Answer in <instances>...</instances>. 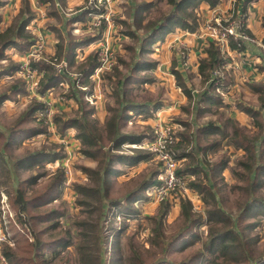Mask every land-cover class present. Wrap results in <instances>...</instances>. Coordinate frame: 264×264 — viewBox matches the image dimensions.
<instances>
[{
    "label": "trees",
    "instance_id": "16d2710c",
    "mask_svg": "<svg viewBox=\"0 0 264 264\" xmlns=\"http://www.w3.org/2000/svg\"><path fill=\"white\" fill-rule=\"evenodd\" d=\"M203 1L209 3L211 6H215L220 0H166V4L172 10L163 12L158 19H146L148 15L145 17L143 15H136L133 24L128 20L117 19V22L122 25V32L130 37L129 39L134 43L133 45H127V48L125 47L126 50H130L133 53L131 61L133 64L126 62L120 57L118 65L113 68V76L108 75L103 77V88L106 90L112 89L115 95L118 96V99L108 106V115L104 122L100 124H97V121L93 118L86 120L87 115L92 114L94 110H85L87 102H81L80 96L77 95L79 89L75 87L74 78L69 73H66V71L58 73L55 63H61L64 59L69 61L70 57L72 58V63H74L76 48L81 47L82 44L86 46L94 43L101 37L105 24L100 28V35L87 36L83 38L82 42H78L76 38L70 37L68 47L58 46L60 52L52 57L50 62L42 61L34 64L43 73L38 87L39 90L37 89L41 94H46L49 90L58 87L62 82H68L71 85L72 94L65 97L80 101L81 106H85L78 111L80 114L79 118L68 122L63 121L62 116L58 115L55 118V123L58 125V131L61 136L65 135L68 129L74 127L77 132L76 138L81 141L84 148L82 150L83 153L97 162L95 169L85 168L89 184H78L75 186L77 194L81 197L78 200V204L88 208V211H90L86 220L94 219V222L88 224L86 220L78 221L77 242H74V236L70 231L60 232L58 235L51 233L55 228L64 226L63 221L60 220L64 216V213L54 210V208H52L53 210L49 209V212L42 211V207L45 204H51L60 196V187L65 180L66 173L63 167L56 168L53 171L51 167H46V165L65 157L66 154L62 147L53 152L46 150L29 152L23 157L18 156L15 158L13 163H10L11 160L7 158L8 154L15 151V146L12 144L14 141L18 140V143L22 144L25 139L49 134L47 126L40 123L38 127L18 128L21 124L28 123L30 120L32 122L36 120L38 116L37 112L42 108V104L34 101L23 115L22 120L10 130V135L0 130L2 146L8 150L0 151L1 170L3 172L6 171V168L10 169L13 167L17 175L14 186L16 184L18 186L14 190L17 193V198L19 197L20 204L19 225L26 229L29 234L30 232L26 227L27 222H32L35 229L36 225L40 226L38 230L36 229L37 232L35 230L31 232L33 236L31 244L27 245V247L24 246L25 248L20 246L23 249H21L22 251L20 248L18 250L25 254H32L34 251L37 257L41 258L40 264H59L61 261V264H65L69 254V247L75 245V253L81 264H95L96 259L100 262L104 259L103 252L96 254L98 247L102 244H106V247H109L111 236L109 232L107 234L96 232L98 227L102 229L105 227L101 221H98L99 219H103L102 216H99L98 220L94 218V210L106 212L103 221H108L107 223L104 221L107 227L106 230L113 231L114 236L120 228H117V226L113 227L112 221L117 217L119 209L123 210L121 212L123 221H127V219L135 215L140 217V213L129 202H134L132 198L140 195L141 189L145 187L153 188L160 184L158 178L162 172L158 168L153 172L151 177L132 190L126 198L116 199L110 196V186L112 184L111 181H113L110 180V176L119 175L120 173L119 170L113 167L114 163L129 164V161H133V165L137 166L142 161L153 159V153L145 149L135 148L132 151L133 154H124L126 151L124 146L126 144H143V141H152L155 138L154 130L141 134H128L124 131V128L133 116L131 113L135 112L141 116L144 115V119L148 120L154 116L153 112L158 109L156 105H153L151 109L146 106L148 102L158 101L148 99L144 102H139L136 99V95H133V92L139 87L143 89V86H140V84L147 85L154 81V76H152L153 78L148 76V71L155 69L157 62L149 61L145 57V53L150 54L153 52L149 46L156 43V38L159 40L163 39L164 36L177 26L190 32L196 31L198 28L196 9ZM86 16L87 12H84L71 18V20H85ZM33 17V11L30 9L27 1L24 0L20 13L14 17L12 23L6 29L0 30V79L3 77L13 78L18 73L19 64L13 62L7 51L11 48L20 52H26L28 48L30 49L34 37L28 32L26 26ZM145 20L146 22H144ZM247 33L253 37L249 30H247ZM246 45L243 43L241 47H237L233 41L230 42L232 49L241 52L245 51ZM206 51L207 56L201 58L199 61V75L202 79V88L196 95L190 88L183 85V82L181 83V73L175 69L173 70V75L178 84L182 87L185 95L191 102H198L201 98L205 99L210 95L219 97L217 96L219 95V90L228 87V79L226 77V72L228 71L226 67L229 63V57L221 51L220 45L213 40H211ZM98 65V53L93 51L78 65L77 72H74L79 75L82 85L88 91H93L95 88L92 75ZM122 66L130 67L131 71L126 74L121 72ZM219 69H223L225 77L216 79L214 72ZM261 69L264 70V67ZM142 71L145 72L144 75L136 76V72ZM106 81H109L110 84H107ZM257 86L259 88L253 89L259 94V108L257 110L247 109L248 113L252 116L253 123L257 127V135L249 136L235 121H227L226 126H232L233 128L232 134L228 135L227 132H223L221 139L213 140L209 136H205L202 130L199 132H202L203 136L196 135L194 131L195 126L192 124V121H189V118L178 119L176 121L182 129L177 134L179 142L174 147L180 151L178 158L181 160L182 166L178 169V175L183 177V180L187 182V185L191 189L199 193L204 213H198L191 200L178 192L177 198L180 215L183 219V227L180 229L175 240H168L164 230V221L167 219L171 207L169 199L162 202L156 216L146 217L151 225L150 231L154 235L152 244L159 248L158 250H160V253L166 259V256L174 251L176 242L187 235L190 240L188 247L195 246L197 242H201V249L195 253V259L207 258L208 264H264V254L258 255L255 248H253V245L259 240V235L256 234L254 236L251 233L256 230L264 218V82H260ZM81 91L79 92L84 97V94H87V90ZM23 92H27L25 83L13 87L10 95ZM6 96L7 94H3L0 100L7 99L8 97ZM184 110L189 112L188 107H184ZM212 125L209 128H212ZM226 137L229 146L233 147L236 151L243 150L246 154L245 160L240 159L237 162V166L242 168L241 172H238L237 168L232 169V174L237 179L246 180L245 186L237 187L238 190L243 191L246 195L241 211L237 215L229 214L222 208V200L219 197V192H216V177L224 179L222 175L230 163V155L224 153L219 160L217 159L213 163L209 162L207 158L209 150L219 151V147ZM198 157L200 158L197 159ZM37 171L39 174H36ZM25 172L28 173V176L21 180V175L25 174ZM209 172L213 177L209 178ZM29 173H32L33 176H30ZM199 175H202V177ZM46 177H53V181L51 180L53 184H50L48 187L46 186L44 193L38 196V193L32 189V186ZM29 186L34 195H29ZM32 210L34 212H31ZM259 216L261 218H258ZM250 217H256L258 221L256 220L253 224L246 222ZM32 225L31 228L33 229ZM203 225L205 229L198 232L196 228H200ZM45 234H47V238H44ZM47 247H51L50 250H45ZM179 250L183 249L180 248ZM3 256L10 264H24L26 259L19 256L12 249L3 250ZM162 262L160 260L158 264H162Z\"/></svg>",
    "mask_w": 264,
    "mask_h": 264
},
{
    "label": "rangeland",
    "instance_id": "374dc122",
    "mask_svg": "<svg viewBox=\"0 0 264 264\" xmlns=\"http://www.w3.org/2000/svg\"><path fill=\"white\" fill-rule=\"evenodd\" d=\"M159 9L161 12H167L168 6L166 3H161L159 5ZM76 13V11H74ZM128 13V11H127ZM200 14V9L198 11ZM159 15V13L157 14ZM122 17V13L117 14L114 10L111 16V22L113 28H116L115 25H118L117 19ZM226 19L227 23H235V25H238V21L242 19V21L245 23L247 29L248 24L247 20L242 17V15H239L237 13V10H229L228 12L224 13H217L214 14L213 17H209V19L203 17V14H200V22L203 23V28L206 27L209 23H214L216 19ZM203 20H206L203 22ZM135 21V17L131 20V23L133 24ZM238 28V26H237ZM119 30H121L119 28ZM91 30L88 32L91 35ZM181 32V31H180ZM74 34L77 36L76 32ZM88 35V36H90ZM249 36V35H248ZM256 40L248 42L247 44L255 45V48L259 49L262 53H264V43L261 41V39L256 36ZM259 38V39H258ZM211 40V39H210ZM36 43H39L42 48L41 50L34 55L24 54V52L17 51L14 48L9 49L7 52L9 54L13 53V56H11V59H13L14 63L21 64L24 59L30 62H50L51 57L49 55H46L47 52L45 51V40L43 38H39L36 40ZM118 43V39H117ZM134 43L129 39L126 42H123L120 45V51L118 49H114V67L118 65V59L120 57L124 59L126 62H129L133 64L132 58L133 53L129 50H126V46L133 45ZM155 44V43H154ZM154 44L149 46V48L153 51H155ZM126 47V48H125ZM125 48V49H124ZM79 49V48H77ZM126 50V51H125ZM177 50V48H176ZM179 58L181 59L182 63L184 64V71L189 70L193 67V62L191 61L190 57V49L187 45H182L180 47V50L177 51ZM173 55L175 56V53L173 52ZM197 58L199 54H196ZM20 56H23L22 61L19 63L16 61V59H20ZM152 57V56H151ZM154 59L157 60L158 55L156 54L153 56ZM149 58V57H148ZM156 58V59H155ZM246 58V57H244ZM194 60V59H193ZM25 63H27L25 61ZM23 63V64H25ZM135 63V62H134ZM36 64V63H34ZM32 63V66L34 69L39 70L36 66H34ZM59 63H55L56 65ZM113 67V68H114ZM189 67V68H188ZM194 68V67H193ZM20 69V68H19ZM18 73L14 75L13 78H1L0 79V97L3 96V94H7V99L0 100V130L5 131L10 135L11 129L17 125L19 121L22 120L23 115L28 110L31 104H33L34 101H37L42 104V108L37 112L38 116L36 120L32 122L30 120L28 123L21 124L18 128H31V127H38L39 123L46 125L49 134L47 135H40L33 137L31 139H25L22 144H19L18 140L14 141L12 144H14V149L11 154L7 155L8 160H11L10 163H13V160L17 158L18 156L23 157L29 152L33 151H40V150H46V151H56L57 149L63 148L65 152V157L63 159H57L54 162L48 163L46 167H51L53 171L56 170V168L63 167L64 172L66 173L65 180L60 187L61 194L59 197H57L54 202L51 204H45L42 208V211H50L49 209L53 210H59L64 213V216L60 218L61 221H63L64 226H60L58 228H55L54 231H51V233H54L56 235L60 234V232L64 231H70V233L74 236V242H77L76 236H77V223L78 221H84L88 218L89 212L88 208H85L84 206L78 204V200H80V196L77 194L75 190L76 185H88V175L85 171V168H93L95 169L97 166V162L93 160L92 158L86 156L82 150H84L81 141L76 138L77 132L75 131V128L72 127L67 130V133L63 136L59 134L58 131V125L55 123V118H57L58 115L62 116L63 121H70L74 120L76 118H79L80 114L78 111L80 109L87 106L85 109L86 111L93 109L94 112L92 114H88L86 117V120L95 119L97 121V124L102 123V120H104V117L108 114H106L103 118L102 116L107 112V108L112 102L116 101L118 99V96L115 95V92L112 89L106 90L105 88H102L101 85L104 83L101 81V79H93L98 81V86L95 87L93 91H89L90 93L88 96L86 94L81 95V92H77L78 96H80L81 102H87L84 107L81 106L79 103L80 101H75L73 99H67L65 96L72 94L71 93V85L68 84V82H62L58 87H55L54 90L49 91L47 94V98L45 97L46 94H41L38 90L40 78L36 74V71H31V74L33 75V79L37 80L39 79L38 85L34 86L33 89H31V79L26 75H21ZM67 69V66L66 68ZM57 70V68H56ZM131 71V68L128 66H122L123 73H128ZM58 72V71H57ZM192 72V70L190 71ZM71 73V77H73V72ZM144 71L142 72H136V76H142L144 75ZM260 73V71H259ZM131 74V73H129ZM261 74V73H260ZM111 75L113 76V69L109 72L105 73V77ZM148 76H154L153 73H148ZM153 78V77H152ZM262 78V77H260ZM174 80V79H172ZM194 80V79H193ZM196 82V80H194ZM194 81L191 80V85H194ZM162 82V83H161ZM167 81H161L155 80L152 82V84L145 85L140 84V86H143L144 89H141V87L136 88L133 92V95H136V99L139 102H144L148 99H159L157 94L159 96L165 97L166 90H169L168 86L166 85ZM248 82V76L242 75L237 78V84L239 85V91L237 93V96L235 97L237 100L241 97L242 102L250 105L258 106L256 103L255 97H252L251 94L246 91L245 89H242L240 85L242 83ZM258 82V81H257ZM22 83H25V87L27 92L23 93H16L13 95H10V92H12V88L15 86H19ZM107 84H110L109 81H106ZM178 83V82H177ZM182 83V81H181ZM153 86V87H152ZM38 89V90H37ZM104 89V90H103ZM88 92V91H87ZM244 92V93H243ZM112 94V96H111ZM172 91L170 90V95H172ZM11 96V97H10ZM245 96V97H243ZM158 97V98H157ZM84 98V100H83ZM104 103V107L102 111L98 112V108L100 104ZM235 104V103H234ZM235 108L236 106L233 105ZM236 117L241 116L245 122L248 123L247 117L244 115H241L239 112H234ZM133 114L130 122L127 124V126L124 128V131L128 134L132 133H145L150 132L151 130H154L157 128V126H162L163 128H166L167 126H171L172 124L174 126V133L175 135L178 134L182 129L180 125L176 122H172L174 120V115L170 116L174 117L173 120H169L168 118L156 116L155 120L146 121L144 119V115H140L137 113H131ZM153 114H156L153 112ZM222 117L224 114H221ZM181 118V117H180ZM178 120V119H176ZM81 122H83L81 120ZM104 122V121H103ZM17 128V129H18ZM16 129V130H17ZM245 132L249 136H254L258 134V130L256 126H252L249 124L245 128ZM231 131H233L232 127L230 128ZM9 131V132H8ZM145 143H148L149 141L145 140L143 141ZM143 144H126L124 146V149L126 150L124 154L129 155L133 154V150L135 148L139 149H145L147 151H150L153 153V159L149 161H142L140 164L133 165V161H129V164H121V163H114L113 167L116 168V170H119V175H113L110 176L111 184V190H110V196L112 198H126V196H129V193L137 188L141 183L145 182L153 172L158 168L161 172H163V166H161V162L159 159H155V153L154 150L147 145ZM232 153L230 154V163L228 167L223 171V177L224 179H221V177H216V192H219V197L222 200V208L229 214L237 215L241 211V207L244 204V201L246 199V195L243 191L238 190V186H245L246 180H240L237 179L236 176L232 174V169L237 168L236 170L238 172H241L242 168L240 166H237V162L240 159L245 160L246 154L243 150L236 151L232 147ZM0 151H8L3 148L2 146V138H0ZM218 160L221 158V155L217 156ZM208 163V161H207ZM209 164V163H208ZM181 163L178 166V169L181 167ZM2 166L0 165V231L3 232V235H0L1 241H0V250H1V256L3 255V250L12 249L15 253H18L19 256L26 258L24 264H40L41 258L37 257V254H25L21 252L23 248L27 247V245L31 244L33 241L32 233L33 230L36 231L40 228L36 225V229L34 227V224L32 225V222H27L26 227L29 230L30 234L26 231V229L22 228L19 225L18 222V215H19V197L17 198V193L15 192V188L18 186H14V181L17 179L16 172H14L13 167L10 169L6 168V171L2 172ZM36 174H39L38 171ZM35 174V175H36ZM160 177L158 180H160V184H162L161 176L163 175L160 173ZM30 176H33L32 173H29ZM28 173L25 172V174L21 175V180L27 178ZM37 176V175H36ZM202 177V175H199ZM213 177L212 174L209 172V178ZM53 177H46L44 179H41L39 183L32 186V189L38 193V196H41L46 186L48 187L50 184H53L51 182ZM181 178H183L181 176ZM205 180V179H204ZM53 181V180H52ZM183 184L177 187L176 192H180V194H183L185 196H188L190 200H192V204L194 205L195 210L198 213H204V207L202 205V202L198 200L199 193L188 189L189 186L187 185L186 181H182ZM143 185V184H142ZM141 185V187H142ZM157 185V186H159ZM140 187V188H141ZM156 188V187H155ZM154 188V189H155ZM32 189L29 186V195H34L32 193ZM154 189L150 187H145L144 189H141L140 195H136L134 198H132L131 204L136 211H138L140 214V217L135 215L134 217L127 219V221L122 220V213L123 210L119 209V213H117V217L115 218L113 223V227L120 228L118 230V233L114 236L113 231H107L106 224L107 220L103 219L105 218L106 212L103 213V211L100 210H94V218L98 220L99 216H102L103 219H99L98 221L102 222V225L105 227L104 229L98 227L96 229V232L98 231L99 234H107L109 232L111 236V244L109 247H106V244H102L98 247V251H96V254L99 252L104 253V259L102 262L95 261V264H158L160 260H162V264H208L207 258L205 259H195V253L197 250L201 249V242H197L195 246L188 247L189 238L186 235L185 237L179 239L174 247V251L167 255V259L163 256V254L160 253L159 248L153 246L152 244V238L154 235L150 231L151 225L146 219V217L149 216H156L160 205L162 202H158L153 194ZM197 194H196V193ZM130 198V197H129ZM47 200V199H46ZM169 202L171 203L169 215L167 219L164 221L165 226V235L168 238V240H175L177 239V234L179 233L180 229L183 227V219L180 215V207H179V201L178 198H175V193L173 196L169 198ZM109 210V209H108ZM18 211V212H17ZM31 212H34L33 210ZM139 217V218H138ZM258 218H261L259 216ZM256 217H250L246 220V222L253 224L258 219ZM88 224H92L94 222V219L86 220ZM258 221V220H257ZM65 222H67L65 224ZM31 225L33 229L31 228ZM198 232H201L205 229V226H201L200 228H196ZM254 236L258 234V241L255 245H253V248H255L256 253L264 254V218L261 220V224L251 232ZM44 238H47V234L44 235ZM32 240V241H31ZM20 246H23V248H20ZM25 246V247H24ZM102 247V248H101ZM106 247V248H105ZM20 248V250H18ZM51 247L45 248V250H50ZM56 248V247H55ZM183 250H179V249ZM31 249V248H30ZM52 250V249H51ZM254 253V252H253ZM254 253V254H256ZM210 256V255H208ZM62 261L59 263L61 264ZM5 264V263H4ZM7 264H10L7 261ZM20 264V263H19ZM65 264H81L79 261L78 256L75 253V245H72L69 247V254L66 259Z\"/></svg>",
    "mask_w": 264,
    "mask_h": 264
},
{
    "label": "crops",
    "instance_id": "0c3cea01",
    "mask_svg": "<svg viewBox=\"0 0 264 264\" xmlns=\"http://www.w3.org/2000/svg\"><path fill=\"white\" fill-rule=\"evenodd\" d=\"M26 1L34 13V17L26 26L28 32L34 37L32 40V45L37 39L43 38L45 40V51L47 52L46 55H49V57H54L60 52L58 46L68 47L70 37L76 38L78 42H82L83 38H86L88 35H90L88 33L90 30L88 29L89 23L86 20L87 17L85 20H71V18L84 13L79 11V8L84 5L85 0H48L46 2L45 0ZM161 3L167 2L166 0H115L113 3V10L117 14L122 13V17L120 18L128 21H131L134 17H136V15H143L144 17L148 15L146 19H158V17L163 14V12H161L159 9V5H161ZM23 4L24 0H0V30L6 29L8 25L12 23L14 17L20 13ZM153 4L155 5L152 6ZM199 9L203 14V17L206 19L213 17L214 14L217 13H224L228 12L229 10H237V13L242 15V17L247 20L248 30L253 35V37L255 38L258 36L263 42L264 0H220L215 6H211L205 1L201 2L196 9L198 23V28L196 31L190 32L188 30H183V28L180 26H177L166 36H164L163 39L159 40L156 38L157 41L154 44V48L156 54L159 57L157 60H152L154 59L153 56L155 55V51L150 54L145 53V57L149 61L157 62V67L151 71H148L149 73H153L155 75L154 81L156 79L167 81L166 85L169 88V90H166L165 97L159 96V94H157L159 99H152L158 102H148V104H146L149 109H151L153 105H156L158 108L156 111H154L156 114H153L154 116L148 120H155L156 116L159 115L160 117L162 116L164 118H168L169 120H173V118L176 117L172 121L175 123L177 121L176 119L189 118V121H192V124L195 126L194 131L196 135L203 136V133H205V136H209L210 139L219 140L222 138L221 135L223 132H227L228 135L232 134V131L230 130L232 126L227 127V121H235V123H237L243 130H246L245 128L249 124L255 126L252 116L248 113L247 109L257 110L260 105L259 94L253 88H259L257 84L262 81L264 82V70L261 69L264 67V53L255 48V45L252 44H247L245 51L243 50L242 52L230 48L229 54H225L229 57V63L226 67V70L228 71L226 72L228 87L220 89V92L218 93L219 95L212 93L219 97L210 95L205 99L201 98L198 100V102H191L185 95L182 87L177 83V80L173 75V70L175 69L181 73L183 85H186L188 88H190L195 95L202 88V79L199 75V61L201 58L207 56L206 50L209 47L211 40L206 35L202 34L204 25L203 23H199V17L201 14L198 13ZM171 10L172 8L168 6L167 12ZM74 11H76V13H74ZM158 13L159 15H157ZM204 21L206 20H203V22ZM144 22H146V20ZM115 26L116 28L111 26L110 29H107V25H105L101 37H99L94 43L88 44L86 46H83L82 44L79 49L76 48L74 63H72L71 57L69 61L64 59L62 62L67 64V69H65L66 73L71 75L70 72H77L78 65L83 62V60L93 51L98 52L97 46H99V42H101V40L106 37V41L110 42L114 49L119 48L120 51V45L123 42L128 41L130 37L126 36L122 30H119V28L121 29L122 26L119 22L118 25ZM74 32H76L78 35L76 36ZM108 33L109 35L107 36ZM94 34L100 35V28L98 30L92 31L90 36H93ZM182 45L188 46L190 49V57H193L194 59L193 60L191 58V61H194V68L189 66L190 69L186 71H184V64L177 53ZM27 51L24 52V54H26ZM173 52L175 53V56L173 55ZM196 54H199L198 58ZM9 55L13 56V53ZM63 57L65 58V56ZM22 59L23 56H20V59H16V61L20 63ZM34 63L39 62H33V64ZM191 70L192 72H190ZM38 71L42 77L43 73L40 70ZM222 73L223 77H225L224 71H222ZM104 75H102L100 78L103 83ZM242 75L248 76V82L242 83L240 87L248 91L252 97H255L258 106L242 102L241 97L238 100L235 98L239 91L237 78L239 76L241 77ZM193 79L196 80V82ZM191 80L195 82L194 85H191ZM94 82L95 87L98 86V81L94 80ZM101 87L103 88V85H101ZM170 90L173 93L172 95H170ZM45 97L47 98V94ZM103 105L104 103L100 104L98 112L102 111L104 107ZM233 105H235L236 108ZM184 107H188L189 112L184 110ZM236 111L247 117L248 123L245 122L241 116L236 117L234 113ZM106 114L107 112L102 116V118ZM221 114H224L223 117ZM172 115H174V117L170 118ZM104 120H102V122ZM211 125L212 128H209ZM201 130L203 133L199 132ZM219 148V151L209 150L207 153L209 162H216L218 159L216 158L217 156L224 153L230 155L233 151L232 147L228 145L227 137ZM199 158L200 157L197 159Z\"/></svg>",
    "mask_w": 264,
    "mask_h": 264
},
{
    "label": "built area",
    "instance_id": "2783aa9c",
    "mask_svg": "<svg viewBox=\"0 0 264 264\" xmlns=\"http://www.w3.org/2000/svg\"><path fill=\"white\" fill-rule=\"evenodd\" d=\"M114 1L115 0H85L84 5L79 8V11L87 12L86 20L89 23V30H98L103 26V24L107 25V29H110L112 26L111 16L113 13ZM247 30L248 29L242 19L238 21V25H235V23H227L226 19L220 18L216 19L214 23L207 24L202 34L217 42L224 54H229L231 41H233L237 47H241L243 43L247 44L248 42L250 43L251 41L256 40L247 33ZM108 35L109 33L107 36ZM106 39L107 37L102 39L101 42H99V46H97L99 65L92 75V79H100L102 75L109 72L114 67L115 50L111 46L110 42L106 41ZM41 48L42 46L35 42L30 47L28 53L30 55L37 54ZM25 61L27 63H25ZM32 63L33 62L31 61L29 64V61L24 59L19 66V74L26 75L31 79V89H33L34 86H37L39 82V79H33L31 71H36V74L39 76V78H41V74L38 70L33 68ZM66 66L67 64L65 62H61L56 65L58 73H63ZM222 71L223 69H219L214 72V77L216 79L223 78ZM72 78H74L76 88L79 90L88 91V89L82 85L78 74H73ZM87 93L89 94L90 92L88 91ZM88 94H86V96H88ZM177 142H179V139L174 133V126L172 124V127L167 126L166 128L157 126L155 129V138L152 141L144 144L148 147L151 146V148L154 150V153L156 154L155 159L162 161L160 163L161 166H163V175L161 176L162 184L156 186V188H152H155L152 195L155 196L158 202L169 199L174 193L175 198H177V187L183 184V178L178 175V166L181 163V160L178 158L180 151L174 148ZM188 189L191 188L189 187ZM198 200H200V197H198ZM0 235H3L2 231H0ZM1 240L2 239L0 237V241ZM4 263L7 264V260L3 255L1 256L0 250V264Z\"/></svg>",
    "mask_w": 264,
    "mask_h": 264
}]
</instances>
